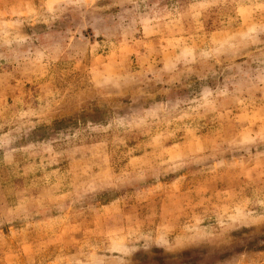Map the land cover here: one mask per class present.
I'll return each mask as SVG.
<instances>
[{
    "label": "rangeland",
    "instance_id": "1",
    "mask_svg": "<svg viewBox=\"0 0 264 264\" xmlns=\"http://www.w3.org/2000/svg\"><path fill=\"white\" fill-rule=\"evenodd\" d=\"M0 264H264V0H0Z\"/></svg>",
    "mask_w": 264,
    "mask_h": 264
}]
</instances>
